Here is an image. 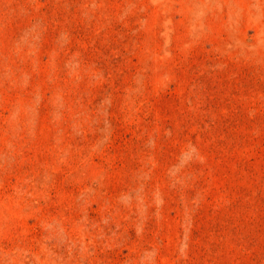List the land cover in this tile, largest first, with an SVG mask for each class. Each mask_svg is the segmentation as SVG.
<instances>
[{"label":"rangeland","instance_id":"rangeland-1","mask_svg":"<svg viewBox=\"0 0 264 264\" xmlns=\"http://www.w3.org/2000/svg\"><path fill=\"white\" fill-rule=\"evenodd\" d=\"M0 264H264V0H0Z\"/></svg>","mask_w":264,"mask_h":264}]
</instances>
